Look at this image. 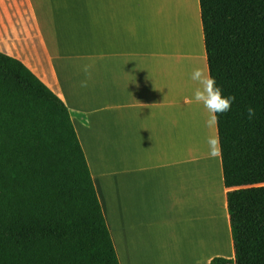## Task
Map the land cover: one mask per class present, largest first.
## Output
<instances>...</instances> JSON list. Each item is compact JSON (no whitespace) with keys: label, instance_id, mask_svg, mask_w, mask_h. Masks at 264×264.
Here are the masks:
<instances>
[{"label":"crops","instance_id":"0c3cea01","mask_svg":"<svg viewBox=\"0 0 264 264\" xmlns=\"http://www.w3.org/2000/svg\"><path fill=\"white\" fill-rule=\"evenodd\" d=\"M0 52L68 108L119 264L234 259L221 159L205 143L217 128L190 79L209 72L199 0H0Z\"/></svg>","mask_w":264,"mask_h":264},{"label":"trees","instance_id":"16d2710c","mask_svg":"<svg viewBox=\"0 0 264 264\" xmlns=\"http://www.w3.org/2000/svg\"><path fill=\"white\" fill-rule=\"evenodd\" d=\"M234 259L264 264V0H199ZM255 117H247V108ZM0 264H119L64 102L0 52Z\"/></svg>","mask_w":264,"mask_h":264},{"label":"clouds","instance_id":"9594fccd","mask_svg":"<svg viewBox=\"0 0 264 264\" xmlns=\"http://www.w3.org/2000/svg\"><path fill=\"white\" fill-rule=\"evenodd\" d=\"M92 65L86 64L82 71L86 79L81 81L82 87H87V81L91 78ZM190 79L195 82L193 89V99L201 104L207 111L205 127L212 130L218 127L219 117L231 110L235 100L234 96H225L222 89L218 86L215 78L201 67H195L190 74ZM255 109L251 106L247 108L249 120L255 117ZM209 158L216 159L222 155V147L217 133L211 132L205 140Z\"/></svg>","mask_w":264,"mask_h":264},{"label":"bare ground","instance_id":"6f19581e","mask_svg":"<svg viewBox=\"0 0 264 264\" xmlns=\"http://www.w3.org/2000/svg\"><path fill=\"white\" fill-rule=\"evenodd\" d=\"M188 14H189V13H188ZM167 27H168V26H167ZM166 29H168V28H166ZM166 29H165L164 36H166V31H167ZM174 29H175L174 35H176V37H177V39H178L177 34L180 33V32H179V28L175 26ZM192 31H195V25H194V24L192 25ZM167 38H168V35L164 38V41H166ZM191 44H192V46H194V48L197 46V45H196V42H195V38H194V39L192 38ZM170 48H171V51H178L177 46H173L172 44L170 45ZM174 49H175V50H174ZM190 49H191V48H190ZM190 51H191V50H189V49L186 50L185 54H183L182 57H184V58H188V59H191V58L193 57V54H192ZM192 51H193V50H192ZM196 58L198 59L197 54H196ZM171 59H172V58H171ZM215 193H216V196H218V191H216Z\"/></svg>","mask_w":264,"mask_h":264}]
</instances>
